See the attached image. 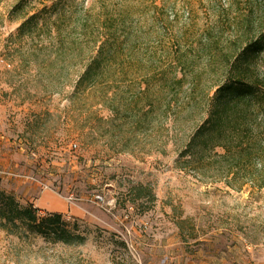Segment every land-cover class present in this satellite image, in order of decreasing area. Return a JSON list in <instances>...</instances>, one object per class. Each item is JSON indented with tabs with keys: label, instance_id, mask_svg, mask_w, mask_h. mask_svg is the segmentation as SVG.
Wrapping results in <instances>:
<instances>
[{
	"label": "rangeland",
	"instance_id": "1",
	"mask_svg": "<svg viewBox=\"0 0 264 264\" xmlns=\"http://www.w3.org/2000/svg\"><path fill=\"white\" fill-rule=\"evenodd\" d=\"M53 3L61 10L44 19L53 29L57 21V31L41 18L36 31L18 34L21 21L9 16L16 4L31 15ZM85 33H133L137 43L130 51L124 42L122 56L134 64L112 69L120 82L76 93L92 47ZM237 33L250 43L264 36V0H0V190L22 206L44 192L61 197L75 211L64 221L86 238L53 245L0 230V264H134L127 242L148 264L140 238L232 247L241 255L230 264H264V189L177 164L200 116L186 104H203L217 78L208 72L193 89L187 81L161 87L164 77H190L184 67L177 72L187 55L198 70V46L219 36L233 46ZM259 61L263 78L264 56ZM147 97L161 101L154 120ZM138 102L147 116L136 112ZM138 185L156 201L136 200Z\"/></svg>",
	"mask_w": 264,
	"mask_h": 264
},
{
	"label": "trees",
	"instance_id": "2",
	"mask_svg": "<svg viewBox=\"0 0 264 264\" xmlns=\"http://www.w3.org/2000/svg\"><path fill=\"white\" fill-rule=\"evenodd\" d=\"M59 6L57 3L50 7L44 5L41 11L30 15L16 4L9 16L21 21L18 34L22 36L36 31L41 18L46 22L45 11L51 8L58 13L61 10ZM253 16L254 11L246 19L245 27L255 24ZM55 24L57 26L53 29L46 22L44 29L47 27L50 33L52 30L57 31L60 27L57 21ZM79 24H85V21ZM87 26L86 23L84 27ZM237 28L241 29V25ZM85 34L92 47L88 51L90 55L87 56L83 73L74 86L76 93L92 89L105 79L120 82L121 78L115 77L112 69L120 67L122 70L125 65L134 64L131 58L122 56L124 42V47L130 51H133L137 43L133 33ZM237 35L234 42L236 45L233 46L229 39L224 42L221 36L198 46L197 54L201 59L198 70L196 64L191 62V56L187 55L178 61L181 66L180 69L177 67V72L184 67L189 70L190 77L185 72L180 78L164 77L161 87L182 89L187 81L193 89L203 73L212 72L217 78L211 85L212 95H206L207 100L203 104L200 103L203 99L198 100L196 97L189 98L186 104L195 109L199 106L197 109L200 110V116L196 128L179 150L177 164L181 168H191L202 176H208L211 171L216 172L220 178L217 175L213 177L225 180L229 185L239 182L242 187L251 185L253 188L264 189V77L260 74L259 61L264 56V36L250 43L245 40V33ZM124 76L122 81L125 84L129 81H124ZM189 80H192V84ZM146 84L149 86L151 83L146 81ZM145 100L148 101V110L154 120L155 109L161 101L150 97ZM138 104L135 103L134 108L138 110L137 113L143 114L145 109ZM135 191L138 192L136 200L147 196L151 202L156 201L155 194L147 186L138 185ZM0 230L18 235L35 234L53 245L74 246L86 241L83 235L71 230L62 214L46 212L42 217L34 204L22 206L15 196L1 190Z\"/></svg>",
	"mask_w": 264,
	"mask_h": 264
},
{
	"label": "crops",
	"instance_id": "3",
	"mask_svg": "<svg viewBox=\"0 0 264 264\" xmlns=\"http://www.w3.org/2000/svg\"><path fill=\"white\" fill-rule=\"evenodd\" d=\"M39 197L31 201L36 208L52 213L75 214L73 207L57 195L44 192ZM150 243H147V238H140L138 241V246L146 252L143 256L148 264H152L149 262L150 258L159 264H230V258L238 253L241 255L240 250H234L232 247L218 252L215 246L210 244L194 248L183 241L171 239L151 240Z\"/></svg>",
	"mask_w": 264,
	"mask_h": 264
},
{
	"label": "built area",
	"instance_id": "4",
	"mask_svg": "<svg viewBox=\"0 0 264 264\" xmlns=\"http://www.w3.org/2000/svg\"><path fill=\"white\" fill-rule=\"evenodd\" d=\"M44 189H48L47 186H44ZM127 249L129 250L131 256L133 257L134 264H143L142 260L139 258V255L136 251L135 246L132 243H126Z\"/></svg>",
	"mask_w": 264,
	"mask_h": 264
}]
</instances>
